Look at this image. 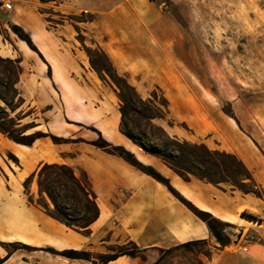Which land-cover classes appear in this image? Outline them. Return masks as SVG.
I'll use <instances>...</instances> for the list:
<instances>
[{"label": "crops", "instance_id": "0c3cea01", "mask_svg": "<svg viewBox=\"0 0 264 264\" xmlns=\"http://www.w3.org/2000/svg\"><path fill=\"white\" fill-rule=\"evenodd\" d=\"M13 3L10 11L0 9V28L9 36L4 40L0 34V52L19 60L20 107L27 105L34 116L27 132H51L70 140L55 143L43 136L25 145L0 132V241L38 248L30 253H0L5 264H154L163 251L193 240L206 241L203 264H264V88L231 99V112L215 101H203L199 95H213V89L209 78L206 86L198 84L197 56L190 77L183 65L184 48L191 46L193 51L197 37L184 36L182 20L160 0H65L49 5L53 13L86 12L93 19L60 23L50 21L36 0ZM11 24L21 26L37 50ZM77 26L91 35L93 45L106 53L140 95L153 88L164 93L169 114L157 122L169 135L236 156L251 172L259 193L194 175L183 179L160 157L142 153L120 131L118 90L93 68L77 37ZM93 128L153 165L195 206L231 223L230 243L222 246L207 223L166 184L90 143L98 137ZM10 154L18 162H12ZM44 163H65L87 173L100 207L87 234L29 202L23 182ZM31 186L39 193L36 179ZM244 211L261 221L242 216ZM123 239L136 242L144 257L122 255L101 263L41 249L107 253L104 249Z\"/></svg>", "mask_w": 264, "mask_h": 264}, {"label": "rangeland", "instance_id": "374dc122", "mask_svg": "<svg viewBox=\"0 0 264 264\" xmlns=\"http://www.w3.org/2000/svg\"><path fill=\"white\" fill-rule=\"evenodd\" d=\"M36 1L39 9L46 13L48 19L53 23H60L64 19L72 22L91 19L89 13L81 12L71 15H56L49 6L56 2L52 0ZM160 2L180 17L184 24V36L190 37L193 34L197 37V45L193 46V51H191V46H188L187 50H185L186 47L184 48L183 65L185 73L190 77L189 70L191 65L196 66L194 55L197 56L198 84L200 87L206 86L209 78L213 89V95H208L205 92L199 95L203 101H215L220 103L227 112H231V99L236 100L242 94L250 96L254 89L264 88V0H160ZM77 31L78 39L82 42L90 62L93 60L99 69L97 72L102 80L112 83L118 92L121 89L125 95L130 96V92L123 83L116 79V69L111 66V61L96 51L91 35L80 26H77ZM0 34L3 35L4 40H9V36L3 28H0ZM10 59L15 58L8 56L5 52H0V94L8 99L12 108L8 107L1 98L0 105L6 107L10 115L9 118L15 120L16 124H11L13 129L20 131L33 125L31 121L34 116L30 115L32 110L27 105L20 107L22 98L15 92L18 72L15 65L10 63ZM140 96L143 99L154 98L159 104L165 103L164 98H166L158 88H153L150 93ZM119 102L121 108L120 97ZM135 106L138 111L132 110L128 104H124L128 111L125 121L129 129L147 148L158 146L162 150L168 149L177 154L179 164L183 167L188 178L194 175L207 180L204 178L207 176L209 179L225 185L243 188L254 187L253 182L246 177L245 168L237 157L224 155L222 151L218 154L216 153L218 150H211L205 144L208 149L215 152L209 154L199 146L203 142L177 138L181 143L185 141L192 143V145L182 144L180 147L174 144L176 142L173 140L174 137L167 132L165 134L160 128L157 121H162L161 118L151 122L148 117L152 113L160 115L161 113L155 110L151 104L141 103L136 99ZM134 145L142 153H146L139 145ZM8 158L14 162L10 155ZM28 193L35 200L43 201L39 193L32 192V186ZM119 245L130 247L128 240L123 239L118 245L108 246L104 250L107 253H112L111 251L115 253L120 250ZM17 247L15 245H0V253L13 252ZM16 250L23 253L32 251L25 248ZM207 253L208 249L205 244L194 245L192 249L182 248L172 252L165 250L161 253L163 258L158 264H203ZM93 254L98 255L99 252L93 251Z\"/></svg>", "mask_w": 264, "mask_h": 264}, {"label": "trees", "instance_id": "16d2710c", "mask_svg": "<svg viewBox=\"0 0 264 264\" xmlns=\"http://www.w3.org/2000/svg\"><path fill=\"white\" fill-rule=\"evenodd\" d=\"M45 2L46 0H41ZM49 1V0H47ZM56 3L64 2L65 0H52ZM83 14H88L86 12H82ZM91 19H93V15L89 14ZM91 19H85L84 21H88ZM11 29L23 40H25L29 46L37 50L34 45L30 35L19 25L11 24ZM96 51L102 53L105 57L108 58L106 53L100 48L96 47ZM109 59V58H108ZM11 64L15 65L17 69V74L21 70L18 59H10ZM93 68L99 72V69L93 62L91 61ZM111 66L114 68L113 64ZM116 79H119L124 87L130 92V96L125 95L121 89H119L118 95L122 101L121 105V113L122 120L120 123V131L129 139H131L135 144L139 145L146 153L162 158V160L168 164L178 175H180L183 179H188V175H186L183 171V167L179 164V157L177 154L170 152L168 149L162 150L158 146H152L151 148H147L146 145L138 138L136 135L129 129L128 124L125 121V117L127 115V109L124 107V104H128L130 109L137 110L135 106V99L141 103L151 104L155 110H157L160 114L152 113V115H148L150 121L152 122L157 118H164L169 114V101L167 98L165 99V103L159 104L156 99L148 98L143 99L137 92L136 88L130 84L128 79L125 76L120 75L117 71H115ZM114 82L118 85L117 81ZM15 92L19 94L17 89ZM0 98L5 102L8 107H11L8 99L0 94ZM9 112L6 107L0 105V132L6 135L9 139L14 142L32 145L38 138L43 136H50L51 139L55 143L67 142L70 139L64 138L61 136H57L51 132L46 133L42 131H34L31 133H26L27 130L33 126L26 127L23 130L13 129L11 124H16L13 118H9ZM13 125V126H14ZM163 132L166 134L165 129L160 126ZM98 133V137L92 141H89L93 145L103 149L112 154H116L118 156L123 157L126 161L142 170L143 172L153 176L157 180L166 184L168 188L174 193L176 197H178L188 208H190L198 217H200L203 221H205L215 236V238L220 242L222 246H225L230 243V237L227 233L229 227L232 226L231 223L221 220L216 217L212 213L202 210L195 206L191 201L186 199L180 192H178L170 183L169 179L166 178L163 174H161L153 165L145 164L142 162L138 156L132 150L127 149L123 145H117L107 140L100 131L94 129ZM168 136V134H167ZM170 137V136H168ZM80 139H76L78 141ZM176 142L174 144L178 146H182V144L192 145L189 142H179L177 138L173 139ZM169 146V144H167ZM198 146V144H195ZM207 153H215L208 149L205 144L199 145ZM216 153L220 154L222 152L217 151ZM224 155H232L226 152H223ZM234 156V155H233ZM10 157L18 162V159L10 154ZM236 157V156H235ZM241 161V160H240ZM241 164L245 168V175L248 179L253 182L252 188H243L238 186L240 190L250 193H259L257 189V185L253 179L251 172L247 169V167L241 161ZM194 174V173H193ZM208 181L212 183H219L217 181H213L209 179V177L205 176ZM34 179L37 181L39 195L43 198V201L35 200L29 193L28 190L32 185ZM25 187V191L28 195L29 202L35 204L42 209H44L49 215L63 222L70 228H73L79 232L87 234L89 232L90 225L99 217L100 215V207L97 201V196L91 187V183L87 173L83 170L78 171L74 167L65 164V163H44L42 164L33 174L29 175L23 182ZM242 216L261 221V219L257 218L255 215L250 214L248 212H243ZM128 244L130 247H124V245H119L120 250L115 253H99L98 255H94L93 252L88 250H78V249H64L57 250L52 247L41 248L45 251H48L53 254H58L65 256L71 259H87V260H96L101 263H106L110 260L116 259L122 255H128L132 257L141 256L144 257L142 253V249L138 246L136 242L133 240H129ZM205 244L204 240H193L183 243L177 247L167 249V252H172L173 250L188 248L192 249L194 245ZM0 245H15L18 248H25L30 250L38 249L37 247L22 243V242H2L0 241ZM15 249V250H16ZM11 253V251H9ZM162 256L154 263L158 264L162 260ZM6 258L0 257V264H5Z\"/></svg>", "mask_w": 264, "mask_h": 264}, {"label": "built area", "instance_id": "2783aa9c", "mask_svg": "<svg viewBox=\"0 0 264 264\" xmlns=\"http://www.w3.org/2000/svg\"><path fill=\"white\" fill-rule=\"evenodd\" d=\"M13 0H0V9L3 11H10L13 9Z\"/></svg>", "mask_w": 264, "mask_h": 264}, {"label": "bare ground", "instance_id": "6f19581e", "mask_svg": "<svg viewBox=\"0 0 264 264\" xmlns=\"http://www.w3.org/2000/svg\"><path fill=\"white\" fill-rule=\"evenodd\" d=\"M138 153H139V152H138ZM140 156H141V155H140ZM224 217H227V216H224ZM220 218H221V217H220ZM227 218H228V217H227ZM227 218H226V219H227ZM241 221H245V220H241ZM188 224H189V223H188ZM247 225H248V224H247ZM195 226H196V225H195ZM193 227H194V226H193ZM196 227H197V226H196ZM197 228H198V227H197ZM200 228H201V227H200ZM200 230H202V229H200ZM182 231H183V230H182ZM182 231H181V232H182ZM181 232H180V234H181ZM182 233H184V232H182ZM195 233H196V232H195ZM195 233H194V234H195ZM200 233H201V232H200ZM196 234H197V233H196ZM190 235H192V234H190ZM200 235H201V234H200ZM178 236H179V235H178ZM185 236H186V235H185ZM195 236H196V235H195ZM188 237H189V236H188ZM185 238H186V237H185Z\"/></svg>", "mask_w": 264, "mask_h": 264}]
</instances>
